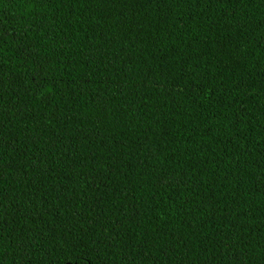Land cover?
Instances as JSON below:
<instances>
[{
    "label": "trees",
    "instance_id": "obj_1",
    "mask_svg": "<svg viewBox=\"0 0 264 264\" xmlns=\"http://www.w3.org/2000/svg\"><path fill=\"white\" fill-rule=\"evenodd\" d=\"M0 264H264V0H0Z\"/></svg>",
    "mask_w": 264,
    "mask_h": 264
}]
</instances>
